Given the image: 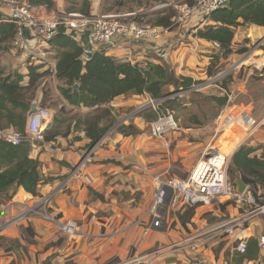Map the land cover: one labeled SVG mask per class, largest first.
<instances>
[{"label": "crops", "instance_id": "obj_1", "mask_svg": "<svg viewBox=\"0 0 264 264\" xmlns=\"http://www.w3.org/2000/svg\"><path fill=\"white\" fill-rule=\"evenodd\" d=\"M101 1L90 0V15H101L99 10ZM53 2V9H47L45 5H38L33 6V13L40 18L67 14L69 7L67 0H54ZM227 4L228 2L224 3L223 7ZM136 6L139 7V5ZM127 13L129 12H125L123 15ZM17 19V14L10 8L0 5V24L10 23ZM125 20L128 21L130 18L126 17ZM210 23V21L203 22L202 18L195 15L189 26L183 27L182 30L181 28L173 30L163 38V42L158 44L161 46L167 43V49L161 56H158L153 51L152 45L148 43L130 47L131 56L136 62L146 60L155 64H169L178 75L192 77L191 75L195 74L193 69L203 73L205 70L203 67H207L212 51L217 50V47H213V43L198 38L200 47L197 52L191 51L189 46L192 38H196V31ZM241 28H244L245 32L244 35L238 33L241 40H248L251 45L257 47V53H261V57L257 60L264 61V54L258 49L263 44L260 42L264 38V27L245 26L239 27L237 30L239 31ZM236 31L233 40L235 45L240 42L236 38ZM72 33L71 37L86 48L84 57L89 58L94 52H97L88 47L86 34ZM25 38L31 44L32 35L29 30L25 31ZM127 46L125 40L121 39L114 47L104 52L115 60L123 61L128 53ZM17 53L18 56H16ZM56 63V51L48 43L33 45L30 54L17 52L12 48L0 52V67L3 68V75L20 74L23 76L21 85L26 86L29 81L30 67L36 68V74H46L49 71L50 79L52 78L55 82V87L51 91L61 99L59 108L78 109L82 113L95 110V108L90 109L83 106L74 107L63 99L58 90L63 86V82L55 77ZM45 78L44 76L38 80L41 83H38L41 88H37L30 105L35 102L37 106H40L45 101L42 91L46 84ZM146 96L119 97L109 103L108 107H115L112 113L115 123L98 144L90 146L91 140L85 136L82 120L78 124H76V120H72L69 132H58L55 125L58 118L57 115H53L50 128L46 131L52 132L50 136L53 140L30 145L29 157L40 162V173L45 178H50L51 181L39 187L38 197H33L22 189H18L8 203H0V220L6 221L5 227H0V232L6 236L13 235L14 238H18L20 244V246H13V252H18V249L21 250L24 245L19 236L24 233L19 231L20 226L25 230L30 225L34 233V237L30 238L40 242L37 244L39 248L36 255L30 260L27 258L21 260L22 264H43L49 258L52 264H67L69 262L73 264H114L134 255L148 252L155 247L180 240L185 232L200 220L198 210L203 208L194 209L193 217L182 224L179 217L184 215L186 209H172L166 205L163 208L162 225L155 228L152 224L153 218H151L150 212L155 192L153 177L179 178L180 176L173 172V168L177 169L175 163L182 167L183 174L186 172L189 174L198 161V157L187 163V159H182V157L187 156L194 148H184L185 139L173 136L172 139L177 146H175L176 150L172 152L162 145L161 141L150 137L149 128L148 132L143 131L141 124H144V118L131 117L130 114H126L129 109L140 103L139 99L145 98L147 101L149 97ZM139 110L135 113L138 114ZM50 111L54 114L57 113L53 109ZM242 111L247 110L243 109ZM247 112L248 118L252 120L256 129L254 130V127L248 134H245L243 141L246 143L239 145L240 142L239 146L237 145L238 147L229 155L230 157L220 151L228 159L232 158L233 154L242 146L255 150L250 155L251 158L254 156L264 157V131L260 132L262 124L255 120L256 118L251 112ZM116 113L122 115L116 118ZM130 119L133 122L129 121L128 123H133L141 133L136 136L124 137L118 132L117 126ZM235 122L238 123L237 129L241 131L240 123L237 120ZM26 124L27 120L25 128ZM104 125L106 124H100V126ZM168 141L170 142V140ZM25 197L26 203H24ZM43 198H48L49 212L59 222L72 220L77 223L79 231L77 236L68 237L61 232L59 226L37 217L15 221L16 216L22 214L24 204L33 205ZM223 205L206 209L216 218L236 214L237 208L232 204H225L224 207H221ZM222 218H218V220ZM257 226L264 228V218L258 221ZM24 234L28 236L26 233ZM251 240L255 241V239L251 238L249 241V252L256 251V256L259 258L261 252L256 247L257 243L255 245ZM43 244L44 246H41ZM30 246L28 245V249ZM193 256L195 258L198 256V259L203 261L207 260L206 264H239L237 259L240 257L232 250L231 243L226 241L213 242L207 249L194 252ZM184 258L185 253H181L165 259L162 264H186ZM248 261L244 259L240 264H245Z\"/></svg>", "mask_w": 264, "mask_h": 264}, {"label": "trees", "instance_id": "obj_2", "mask_svg": "<svg viewBox=\"0 0 264 264\" xmlns=\"http://www.w3.org/2000/svg\"><path fill=\"white\" fill-rule=\"evenodd\" d=\"M53 1L29 0V3L32 6L45 5L47 9H53ZM67 1L69 5L67 13L79 12L87 16L90 15V0ZM115 1L122 5L124 1L128 0ZM140 1L132 0L134 5L141 7ZM173 17L174 13L163 16L152 25L169 28ZM15 21L0 24V52L14 49L12 43L17 33ZM208 21L211 23L198 29L195 36L203 41L218 45L217 50L212 51L210 65L206 72L207 76L212 78L218 74L214 70L222 60H226L232 54L248 52V48L234 50L235 31L239 27L245 26L264 27V0H229L227 6L212 12ZM244 43L247 44L249 41L244 40ZM48 44L57 53L55 77L63 82V86L58 88L63 99L74 107L95 108L96 114L87 115L81 123L85 127V136L91 140L90 146L97 143L114 125L113 108L107 105L116 98L148 95L151 99L158 101L164 97L165 91L169 88L188 90L199 83L191 77L178 75L174 68L166 63L146 62L143 64L118 61L107 56L104 51L94 52L87 60H84V46L79 45L62 29L52 36ZM258 49L264 54V42ZM35 71L36 68H29V81L26 86H23L21 85L22 75L5 76L3 68L0 67V131L14 130L24 135L30 103L34 99V96L28 97L27 92L35 88L40 78L47 75V73L36 74ZM74 85H78V90L73 89ZM221 88H227L225 82L221 84ZM212 101L218 107H224L228 99L227 96L212 97ZM178 105V98L167 99L159 103L158 110L166 113L173 112ZM103 108L106 109L104 116H110L111 121L100 126L101 123H104V117L97 114V111ZM144 113L139 112L138 114L149 123L158 118V116ZM79 122L81 120L76 124ZM117 130L124 137L136 136L141 133L132 123L127 126L119 125ZM51 133L45 132V142L53 140H51ZM30 145V142L26 140L14 146L0 139V203L9 202L18 189H22L33 197H38L39 187L51 181L50 178L47 179L40 173V162L29 157ZM254 152V149L242 146L233 154L230 162V179L234 181L237 174L249 189L256 190L260 187L264 188V157L254 156L251 158L250 155ZM224 206L225 204L221 207ZM194 209H186L184 215L179 217L182 224L193 217ZM25 231L29 237H34L30 225L25 228ZM251 241L256 245L254 240ZM15 245L20 246L18 240L12 241L10 249ZM249 245L246 254L240 255L237 263L240 264L244 259L247 261L257 259V252H249ZM43 264H52L50 258Z\"/></svg>", "mask_w": 264, "mask_h": 264}, {"label": "built area", "instance_id": "obj_3", "mask_svg": "<svg viewBox=\"0 0 264 264\" xmlns=\"http://www.w3.org/2000/svg\"><path fill=\"white\" fill-rule=\"evenodd\" d=\"M192 1V5L187 3L176 5V14L171 19L172 24L169 28L153 26L143 18L139 22L134 20L133 18L139 15L138 12L96 16L71 12L62 16L40 18L33 13V6L29 0H0V5L7 6L18 16L15 21L17 33L12 43L16 51L30 54L33 45L48 43L52 36L62 29L69 36L73 34L72 32H76L77 35L86 34L88 47L96 51L110 49L119 40L124 39L128 44V53L124 61L136 63L131 56L130 47L148 43L152 45L153 51L161 56L167 49V43L161 46L158 44L163 42L166 35L190 22L195 15L202 18L203 22L208 21L210 14L223 7L229 0ZM126 17L130 20L126 21ZM26 30L31 32V44L25 38ZM212 45L218 47L215 43ZM198 49L199 42L194 45L193 51L197 52ZM83 59L87 60V57ZM147 101L146 108L155 111L160 100L156 101L149 97ZM52 118L50 109L37 106L35 113L28 115L24 135L14 130H4L0 131V139L14 146L25 140L30 144L42 143ZM176 128L177 123L173 115L167 113L151 123L149 134L154 139H162L165 147H169L166 137ZM228 169L229 159L218 148L211 147L201 155L185 179L153 177L155 192L150 213L155 228L162 225L163 208L166 205L172 209H200L232 204L237 208L236 214L213 223L203 222L198 229L190 227L180 240L114 264H162L165 259L181 253H185L186 264H206L207 260L198 259V256L192 257V254L207 249L213 242L226 241L231 243L233 251L244 255L251 238L255 239L261 255L245 264H264V228L257 226L258 221L264 218V201L256 199L249 187L243 193H238L228 177ZM25 201L26 197L24 203ZM48 203V198H43L33 205L24 204L22 214L16 216L15 221L26 220L29 216L37 217L59 226L61 232L68 237L77 236L79 234L77 223L72 220L59 222L50 214Z\"/></svg>", "mask_w": 264, "mask_h": 264}, {"label": "rangeland", "instance_id": "obj_4", "mask_svg": "<svg viewBox=\"0 0 264 264\" xmlns=\"http://www.w3.org/2000/svg\"><path fill=\"white\" fill-rule=\"evenodd\" d=\"M140 3L141 7H137L136 5H134L132 0L124 1L122 5H120V3H117L115 0L108 2L102 0L99 10L101 14L114 15L123 14L125 12H138L139 15L133 18L134 20L139 22L141 18H143L147 23L152 25L155 21H157L158 18L173 15V13L175 15L177 4L187 3L188 5H192L193 1L141 0ZM190 22L180 27L181 30L183 29V27L189 26ZM180 28H175V30H178ZM243 30L244 28H241L239 29V31L237 30L238 32L236 31V38L240 42H238L234 46V50L237 51L241 48H248V52L244 54H232L226 60H222L214 70L217 71L218 74L212 78H209L206 74L207 69L210 65V61L208 62L207 67H203L205 69L203 73H199V71L193 69V72L195 74L191 76L196 82L199 83L188 89L191 91H188L181 96L179 95L174 97L178 98L179 105L177 108H174L173 112H167L173 115L177 123V128L175 129V131L167 135L166 139L170 140V142L168 141L169 147L166 148H168L172 152L176 150L175 146H177V144L174 139H172L173 136H177L179 139H185L186 145L184 146V148H194L187 156L182 157V159H187V163H189L190 161L192 162L196 159V157H198L199 159L201 155L211 147L218 148L221 152L224 153L229 152L232 147L231 140L240 136L241 131L237 129L238 123L234 121L231 129L223 134L224 131L218 126V119L224 111H231L234 108L245 109L249 111V113L251 112L252 115L256 118L255 120L262 124L260 132L264 131V61L257 60L259 59V57H261V53H257V47L251 45L250 42L245 44L244 40H241V37L238 33L240 32L241 35H244L245 32ZM197 42H199L198 39L193 37L189 46V49L191 51H193L194 45ZM18 55L19 54L17 53L16 56ZM138 62L144 64L147 61L139 60ZM49 75L50 73L49 71H47V76L45 75L46 84L44 88H42L45 101L40 106L47 109H53L57 112L55 114L52 112V114L54 116L57 115L58 119L57 124L55 121V125L58 132H69V125L72 120H76V122H78L77 120H82L83 118L85 119L87 115L93 116L96 114L94 110L88 113H82L78 109L59 108L61 99L51 91V89H54L55 87V82L52 78L50 79ZM224 82L227 85L226 89L221 88V84H223ZM38 83L40 82L38 81ZM37 84L34 89H30L27 92L28 97L35 96L37 88H41V85ZM165 92L166 96H170L175 94L176 90H174L173 88H169ZM223 96H227L228 102L224 107H218V105L212 101V97ZM139 100L140 103L137 104L136 107H132L131 109H129L126 114H130L131 117L139 116V114L135 112H137L141 108L142 109L139 110L140 113L145 112L144 114H149L151 116L160 117L167 114L165 111H159L158 106L156 107L155 111L146 108V104L148 103V101H146L145 98ZM161 102L162 101H159V103ZM104 108L99 109L97 111V114L102 115L104 117V123L108 124L111 120L110 116H104V111L106 110ZM112 108L114 109L115 107L113 106ZM119 115L122 114L116 113V118ZM129 121L133 122L132 119H130L122 122L121 125L127 126L130 124L128 123ZM151 123L145 121L144 124H141L145 133L148 132L147 130L148 128H150ZM255 129L256 127L254 128V130ZM243 136L244 135H242V138ZM157 140L161 141L162 145H165L163 144L162 139ZM245 143L246 142H244L242 139L239 145ZM230 162L231 158H229V178H231ZM175 166H177V169H175L176 167L173 168V172L180 176L179 179H185L188 176L187 172L183 174L182 167L178 163H175ZM250 191L256 199L259 198L264 201V188L260 187L256 190L250 188ZM198 215L200 216V220L197 221L195 225L191 226L192 229L200 228L203 222L213 223L216 222L218 218L224 217L220 216L216 218L213 213H209V210L206 208L198 210ZM1 220L0 227L2 228L5 227L4 224L6 221ZM23 228L24 227L20 226L19 231H23L24 233H26ZM24 233H21V235H19L23 240L24 245H22L21 250L18 249V252H13V248L10 249L12 247V241L18 240V238H14L13 235H2L0 232V264H22L21 260H25L26 258L30 260L31 257L36 255V252L39 248L37 245L40 243L39 240H34L33 238L26 236ZM28 245H31L30 249H28ZM41 246H44V244ZM41 249H43V247H41ZM8 251H10L11 253ZM70 263L73 264L72 262H69L68 264Z\"/></svg>", "mask_w": 264, "mask_h": 264}, {"label": "bare ground", "instance_id": "obj_5", "mask_svg": "<svg viewBox=\"0 0 264 264\" xmlns=\"http://www.w3.org/2000/svg\"><path fill=\"white\" fill-rule=\"evenodd\" d=\"M243 109H233L231 111L223 112L222 115L218 119V126L220 129H222L224 132L223 134L231 129V126L234 121H238L241 126V134L240 136L234 138L231 140L232 147L229 150V152H223L226 156H229L234 149L237 147V145L242 141V139L245 137V134H248L255 126L251 119L248 118V112L242 111ZM242 135L243 138H242ZM232 136V135H231ZM235 137V136H233Z\"/></svg>", "mask_w": 264, "mask_h": 264}, {"label": "water", "instance_id": "obj_6", "mask_svg": "<svg viewBox=\"0 0 264 264\" xmlns=\"http://www.w3.org/2000/svg\"><path fill=\"white\" fill-rule=\"evenodd\" d=\"M262 42H264V38L261 40L260 43H262ZM78 88H79L78 85H74L73 86V89L74 90H78ZM188 91H191V90H185V91L183 89L176 90V93L175 94L170 95V96L164 95V97L161 98L160 101H165L167 99H172V98H174L176 96H179V95L181 96V95L187 93ZM36 109H37V103L33 102L30 105V108H29V111H28V115H30L31 113H35ZM233 185L235 186L236 191L238 193H240V194L243 193L247 189V185L241 180V178H240L239 175H237L235 177V180L233 182Z\"/></svg>", "mask_w": 264, "mask_h": 264}]
</instances>
